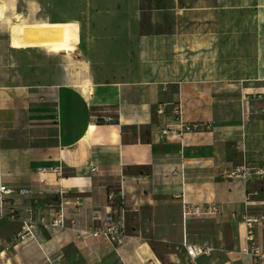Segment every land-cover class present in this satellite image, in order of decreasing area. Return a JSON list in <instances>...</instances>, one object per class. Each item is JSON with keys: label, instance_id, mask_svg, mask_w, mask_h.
<instances>
[{"label": "crops", "instance_id": "crops-1", "mask_svg": "<svg viewBox=\"0 0 264 264\" xmlns=\"http://www.w3.org/2000/svg\"><path fill=\"white\" fill-rule=\"evenodd\" d=\"M235 7L148 8L172 21L184 71L173 76L141 70L143 51L156 49L140 31V0H88L66 20L77 25L74 50L51 65L39 47L0 45V177L12 191L0 209V264H253L242 217L264 214V176L251 189L252 176L225 172L264 168V73L258 34L219 26ZM5 50L23 52V63L1 59ZM178 106L192 130L161 135L178 127ZM184 202L217 211L184 217ZM27 208L34 238L19 240ZM118 219L119 243L90 234ZM252 231L264 249V219ZM187 247L212 250L191 259Z\"/></svg>", "mask_w": 264, "mask_h": 264}, {"label": "rangeland", "instance_id": "rangeland-1", "mask_svg": "<svg viewBox=\"0 0 264 264\" xmlns=\"http://www.w3.org/2000/svg\"><path fill=\"white\" fill-rule=\"evenodd\" d=\"M87 1L88 0H16L15 2V0H0L1 3L5 4V11L2 14V18L0 17V45H10L11 27L13 24L21 23L30 25L42 21L73 20L83 15L85 10L87 11ZM167 1L168 0H140V31L148 37L149 41L147 42L150 46L152 45L151 48L156 49V51H154L149 50L150 47H146V51H143L141 54V70L148 76H173L183 71L181 68H177L174 61L175 54L170 46L172 42L170 34L173 30L171 19L165 17L164 19L152 20L149 16V7L162 6L164 2ZM220 4L237 6L233 10H222L220 12L219 26L223 30L232 28L241 31L253 30L258 34L261 48V61L258 70L264 73V0H220ZM154 41H156L157 46L153 45ZM37 49L39 50L34 54L40 56L45 66L56 62L58 60L57 55H59L60 52H67H52L45 48ZM1 59L9 63H23V52L5 50ZM13 67L11 66V72H13ZM16 67H18V65ZM247 68H249V70H255L254 67ZM18 70L19 68H16V71ZM254 177L258 176H252L253 180L249 186L251 189H258L262 181H259L260 178Z\"/></svg>", "mask_w": 264, "mask_h": 264}, {"label": "built area", "instance_id": "built-area-1", "mask_svg": "<svg viewBox=\"0 0 264 264\" xmlns=\"http://www.w3.org/2000/svg\"><path fill=\"white\" fill-rule=\"evenodd\" d=\"M174 114L178 121V127L176 128H165L161 130V135H171V136H179L182 135L186 131L192 130V126L182 122L181 120V107L174 108ZM228 176L239 177L243 180H248L251 176H264V168L258 167H234L227 172ZM40 182L44 183L45 179H40ZM12 191L7 188L5 185L2 184L1 177H0V209L4 205L5 198L8 194ZM21 194L29 193L28 189L20 190ZM29 217L22 219V229L20 232L17 233V237L19 240H24L26 236H31L34 238L32 225L30 222V215L32 213L31 208L26 209ZM217 209L213 205H194L189 203H183L182 205V213L183 216H195V217H203L205 215H213L215 214ZM262 219H264L263 213L257 214H248L245 213L242 217V221L247 229L245 240L248 242L246 246L242 248V251L246 254H249L253 259V264H264V249L255 243V236L253 233V227L259 223ZM56 225L62 227L63 226V215L60 213L59 218L54 222ZM90 234L96 238L105 239L113 244L119 243L124 235L123 225L121 221L118 220H109L106 222L101 223L100 225L96 226L90 231ZM212 250L211 247L205 248H196V247H187L186 251L191 259H193L197 254L207 253Z\"/></svg>", "mask_w": 264, "mask_h": 264}, {"label": "bare ground", "instance_id": "bare-ground-1", "mask_svg": "<svg viewBox=\"0 0 264 264\" xmlns=\"http://www.w3.org/2000/svg\"><path fill=\"white\" fill-rule=\"evenodd\" d=\"M4 11L5 4L0 2L1 18ZM77 41V25L73 22L42 21L30 25L13 24L9 43L14 49L39 47L52 52H68L74 50Z\"/></svg>", "mask_w": 264, "mask_h": 264}]
</instances>
